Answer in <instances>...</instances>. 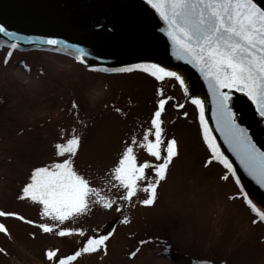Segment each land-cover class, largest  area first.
<instances>
[{"label":"rangeland","instance_id":"1","mask_svg":"<svg viewBox=\"0 0 264 264\" xmlns=\"http://www.w3.org/2000/svg\"><path fill=\"white\" fill-rule=\"evenodd\" d=\"M42 1L47 5L37 20L61 23V18H69L80 25L100 16L93 9L98 5L94 0H14L13 4L0 0V4L32 14ZM89 69L57 54L28 51L9 56L0 47V211L26 218L0 215L8 230H0V264H56L48 258V250L63 257L81 247L87 236L112 229L106 251L82 254L68 264H264V220L251 211L228 172L210 157L199 108L192 100L201 99L194 85L185 80V93L175 78L157 81L143 71L106 76ZM161 87L164 98H171L161 114L162 139L175 138L178 155L159 183L152 205L139 202L146 197L140 190L119 211L116 204L112 208L95 204L88 213L60 223L45 217L37 202L23 197L32 169L59 159L55 144L70 137L73 129L81 136L75 168L109 194L110 169L131 137H141L151 126ZM136 153L138 162L155 159L140 148ZM111 195L121 192L111 189ZM249 198L264 211L250 194ZM40 223L86 231L84 236H61L58 228L45 232Z\"/></svg>","mask_w":264,"mask_h":264},{"label":"snow or ice","instance_id":"2","mask_svg":"<svg viewBox=\"0 0 264 264\" xmlns=\"http://www.w3.org/2000/svg\"><path fill=\"white\" fill-rule=\"evenodd\" d=\"M147 2L165 22L167 27L164 31L172 41L174 54L195 66L203 75L214 98V115L220 131L224 133L225 140L239 158L241 165L260 186L264 187V151L257 148L246 129L237 124L229 107L231 93L222 91L236 89L246 93L256 105L259 115L264 117V6H262L264 0H147ZM0 33L15 38L9 46L10 49L18 47L15 40L40 39L19 36L8 31L3 24H0ZM45 42L49 45L60 43L51 37ZM8 55H11V51ZM74 55L76 60L83 61L86 53L82 49H77ZM134 69L149 73L157 81L175 78L184 92H188L185 78L159 63H137L120 69L103 70ZM158 93L162 98L157 101L158 107L151 117V126L143 130L141 137L135 135L131 137V142L126 144L118 161L110 169L111 178L106 181L109 194H104L101 187L94 186L75 168L74 157L80 148L81 136L73 129L70 137L55 144V153L59 159L32 169L29 182L22 190L23 197L37 202L42 206L45 217L60 223L88 213L91 210L90 206L95 204L105 208H112L116 204V210L119 211L124 207L123 202L131 204L140 190L146 193V197L139 202L146 206L152 205L157 199L159 183L166 178L173 157L178 155L176 139L171 138L167 141L162 139L164 128L161 114L165 111L167 99L171 98H164L163 87L158 89ZM192 100L199 108L203 138L208 148L215 154V159L221 161L232 175H235L232 163L220 152L219 145L210 134L204 115V102L197 96H193ZM137 148L143 149L155 159L138 162ZM236 182L239 184V178ZM111 189H116L121 195L112 196ZM242 196L251 211L260 220H264V211L249 198V193L242 191ZM0 215L26 219L14 212L0 211ZM123 219L124 222L128 221L127 216ZM27 222L36 223L31 220ZM39 227L45 232L58 228V234L61 236L66 234L84 236L86 231L80 227H59L58 224L51 223H40ZM0 230L8 231L3 223H0ZM114 231L115 229H112L106 233L87 236L82 246L69 255L57 258L56 250H48L47 256L49 259H55L56 264H68L82 254H90L102 248L106 251V241Z\"/></svg>","mask_w":264,"mask_h":264},{"label":"water","instance_id":"3","mask_svg":"<svg viewBox=\"0 0 264 264\" xmlns=\"http://www.w3.org/2000/svg\"><path fill=\"white\" fill-rule=\"evenodd\" d=\"M98 2L95 10L100 16L94 21L61 19L60 22L37 20L33 15L21 16L8 9L0 10V24L8 31L23 37H36L34 40H15L23 49L59 50L75 57L77 49L86 53L84 63L97 70L120 69L137 63H159L180 73L194 85L204 102V115L210 134L219 145V150L228 158L235 169L239 182L264 206V187L241 165L224 138V133L214 115V98L208 84L199 70L185 60L179 59L173 52V45L164 29L163 19L147 0H94ZM264 6V4H262ZM75 21V22H74ZM5 41L12 43L14 37L0 33ZM60 41L49 45L47 38ZM116 72V71H105ZM231 93L229 107L234 113L238 125L246 129L251 141L264 151V117L256 110V105L246 93L236 89H222Z\"/></svg>","mask_w":264,"mask_h":264},{"label":"bare ground","instance_id":"4","mask_svg":"<svg viewBox=\"0 0 264 264\" xmlns=\"http://www.w3.org/2000/svg\"><path fill=\"white\" fill-rule=\"evenodd\" d=\"M15 1H23V0H15ZM13 2H14V0H7V3H9V4H13ZM40 4V3H39ZM1 5H2V3H1ZM34 5V4H33ZM47 4H45L44 3V1H42V3L38 6V5H35V7H34V9L32 10V14L31 15H33V17H35V18H38V17H42L43 15L41 14V13H39V10H41L43 7H45ZM11 6V5H10ZM5 8H7L8 10H10V11H12L11 9H10V7H5ZM13 13H15L14 11H12ZM17 13V12H16ZM15 13V14H16ZM21 16H24V17H26L27 15L26 14H22ZM48 19V18H47ZM61 21V20H60Z\"/></svg>","mask_w":264,"mask_h":264},{"label":"trees","instance_id":"5","mask_svg":"<svg viewBox=\"0 0 264 264\" xmlns=\"http://www.w3.org/2000/svg\"><path fill=\"white\" fill-rule=\"evenodd\" d=\"M94 73V72H93ZM96 74V73H95Z\"/></svg>","mask_w":264,"mask_h":264}]
</instances>
